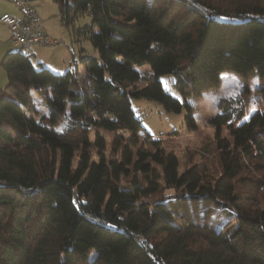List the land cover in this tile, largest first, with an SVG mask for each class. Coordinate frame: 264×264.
<instances>
[{
  "label": "trees",
  "instance_id": "1",
  "mask_svg": "<svg viewBox=\"0 0 264 264\" xmlns=\"http://www.w3.org/2000/svg\"><path fill=\"white\" fill-rule=\"evenodd\" d=\"M54 1L65 23L91 16L98 55L83 77L1 61L0 264H264V86L262 110L248 86L218 100L184 173L131 103L186 105L197 128L188 96L226 70L264 78V0Z\"/></svg>",
  "mask_w": 264,
  "mask_h": 264
},
{
  "label": "rangeland",
  "instance_id": "2",
  "mask_svg": "<svg viewBox=\"0 0 264 264\" xmlns=\"http://www.w3.org/2000/svg\"><path fill=\"white\" fill-rule=\"evenodd\" d=\"M34 5L43 20L45 31L52 33V37L61 40L62 43L59 46H13L12 51L22 49L23 52L31 53L30 57L38 67H40L41 59L39 55H43V66H51L55 73L63 74L69 68H74L78 70L81 77L85 76L87 67L82 60L85 57L98 55L90 39L81 31L91 22V16L79 14L73 17L70 22L65 23L62 21L59 6L54 0H36ZM12 7L14 12H19L16 5L13 4ZM48 56L53 59H49ZM64 61L68 63V69L62 70L60 67ZM137 67L142 71L150 70L147 63ZM161 80L167 92L186 104L185 96L176 89L171 75H163ZM246 86L251 90L250 111L262 110V104L257 103V100L262 94L258 88L264 86V78H260L257 74L244 78L233 71L226 70L222 74L221 83L204 90L203 98L194 95L188 96V103L192 105L191 113L196 118L197 128H191L186 121V117L190 113L186 105L180 112H177L167 109L159 101L150 98H132L131 103L136 114L142 119L143 126L156 138L167 140V145L178 152L181 162L179 169L181 173H184L194 161V152L201 149L217 132L216 126L209 123V118L215 114L218 100L225 95L238 94ZM194 101L201 104V110H197ZM248 115L246 114V118Z\"/></svg>",
  "mask_w": 264,
  "mask_h": 264
},
{
  "label": "built area",
  "instance_id": "3",
  "mask_svg": "<svg viewBox=\"0 0 264 264\" xmlns=\"http://www.w3.org/2000/svg\"><path fill=\"white\" fill-rule=\"evenodd\" d=\"M19 9L20 15L5 13L0 21L10 29V43L14 47L34 45H61L62 41L53 38L44 28L39 11L32 0H9Z\"/></svg>",
  "mask_w": 264,
  "mask_h": 264
},
{
  "label": "crops",
  "instance_id": "4",
  "mask_svg": "<svg viewBox=\"0 0 264 264\" xmlns=\"http://www.w3.org/2000/svg\"><path fill=\"white\" fill-rule=\"evenodd\" d=\"M36 0H32L31 3L33 6ZM13 3H11L9 0H0V17L5 13H12L16 15H20V12H14V8L12 7ZM46 29V28H45ZM48 33V32H47ZM52 36V33H48ZM12 45L10 43V29L7 25L2 23L0 21V95L4 93L5 85H7V74L5 70L1 66V61L4 58V56L12 51ZM40 56L39 63H42L43 61V55ZM49 59H53V57L48 56ZM52 69L51 66L48 65ZM70 67V66H69ZM62 70L68 69V63L64 61L62 62L61 67ZM5 86V87H4Z\"/></svg>",
  "mask_w": 264,
  "mask_h": 264
},
{
  "label": "clouds",
  "instance_id": "5",
  "mask_svg": "<svg viewBox=\"0 0 264 264\" xmlns=\"http://www.w3.org/2000/svg\"><path fill=\"white\" fill-rule=\"evenodd\" d=\"M204 95H205V94L202 93V94H201V97L203 98ZM193 103L196 105L197 110H201V107H202V106H201V104H200L199 102L194 101Z\"/></svg>",
  "mask_w": 264,
  "mask_h": 264
}]
</instances>
